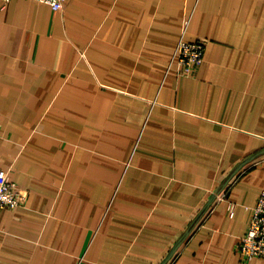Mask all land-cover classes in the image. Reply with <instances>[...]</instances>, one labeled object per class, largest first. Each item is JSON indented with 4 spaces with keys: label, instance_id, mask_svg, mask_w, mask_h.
Returning a JSON list of instances; mask_svg holds the SVG:
<instances>
[{
    "label": "crops",
    "instance_id": "0c3cea01",
    "mask_svg": "<svg viewBox=\"0 0 264 264\" xmlns=\"http://www.w3.org/2000/svg\"><path fill=\"white\" fill-rule=\"evenodd\" d=\"M0 170V264H264V0H0Z\"/></svg>",
    "mask_w": 264,
    "mask_h": 264
},
{
    "label": "built area",
    "instance_id": "2783aa9c",
    "mask_svg": "<svg viewBox=\"0 0 264 264\" xmlns=\"http://www.w3.org/2000/svg\"><path fill=\"white\" fill-rule=\"evenodd\" d=\"M7 2L9 0H1ZM48 5L52 11H61L66 0H34ZM205 42L198 40L187 42L181 39L175 50L174 60L181 76H193L201 66L204 59ZM224 192L219 199L224 197ZM25 202V192L11 179L9 171L0 170V211L12 210L22 206ZM230 213L234 210V204H228ZM243 259H264V190H262L251 209L250 220L245 234L240 238L237 248Z\"/></svg>",
    "mask_w": 264,
    "mask_h": 264
},
{
    "label": "water",
    "instance_id": "95a60500",
    "mask_svg": "<svg viewBox=\"0 0 264 264\" xmlns=\"http://www.w3.org/2000/svg\"><path fill=\"white\" fill-rule=\"evenodd\" d=\"M257 155H259V153H256V154H254L253 156H251L250 158H248L245 162H243V164H241V167L244 165V164H246L248 161H250V160H252L254 157H256ZM240 167V168H241ZM239 170V169H238ZM170 258V257H169ZM169 258L168 259H166L164 262H163V264H166V262L169 260Z\"/></svg>",
    "mask_w": 264,
    "mask_h": 264
}]
</instances>
